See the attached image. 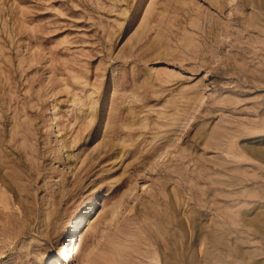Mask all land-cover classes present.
Returning a JSON list of instances; mask_svg holds the SVG:
<instances>
[{
	"label": "rangeland",
	"instance_id": "374dc122",
	"mask_svg": "<svg viewBox=\"0 0 264 264\" xmlns=\"http://www.w3.org/2000/svg\"><path fill=\"white\" fill-rule=\"evenodd\" d=\"M264 264V0H0V264Z\"/></svg>",
	"mask_w": 264,
	"mask_h": 264
},
{
	"label": "bare ground",
	"instance_id": "6f19581e",
	"mask_svg": "<svg viewBox=\"0 0 264 264\" xmlns=\"http://www.w3.org/2000/svg\"><path fill=\"white\" fill-rule=\"evenodd\" d=\"M63 253L64 254H62L60 258L63 259L64 261H67L68 264H70L72 262L70 249L66 247Z\"/></svg>",
	"mask_w": 264,
	"mask_h": 264
}]
</instances>
